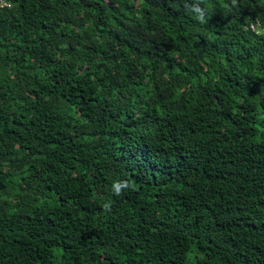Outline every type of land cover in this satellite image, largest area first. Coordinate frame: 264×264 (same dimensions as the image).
Segmentation results:
<instances>
[{
	"label": "trees",
	"instance_id": "obj_1",
	"mask_svg": "<svg viewBox=\"0 0 264 264\" xmlns=\"http://www.w3.org/2000/svg\"><path fill=\"white\" fill-rule=\"evenodd\" d=\"M185 2L0 0V264H264V0Z\"/></svg>",
	"mask_w": 264,
	"mask_h": 264
},
{
	"label": "clouds",
	"instance_id": "obj_2",
	"mask_svg": "<svg viewBox=\"0 0 264 264\" xmlns=\"http://www.w3.org/2000/svg\"><path fill=\"white\" fill-rule=\"evenodd\" d=\"M231 8L234 9L238 6V0H230ZM227 7V5H226ZM184 8L194 15V18L199 22V24L204 25L208 22L209 16L208 13L211 11L209 7L208 0H196V3L190 4L187 2L184 3ZM248 20L247 28L255 36H264V23H261L259 20L251 21V18H246ZM134 182L128 180H118L114 181L111 185V191L115 196H122L126 191L133 189ZM103 211L105 213L111 211V203H105L103 205Z\"/></svg>",
	"mask_w": 264,
	"mask_h": 264
}]
</instances>
